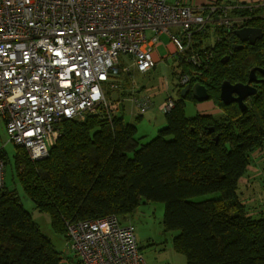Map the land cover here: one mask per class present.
Wrapping results in <instances>:
<instances>
[{
	"label": "trees",
	"instance_id": "obj_1",
	"mask_svg": "<svg viewBox=\"0 0 264 264\" xmlns=\"http://www.w3.org/2000/svg\"><path fill=\"white\" fill-rule=\"evenodd\" d=\"M216 5L232 6L228 16L248 19L226 29L218 27L222 13L215 11L192 46L198 51L203 42L210 49L207 69L192 79L197 69L179 60L174 75L186 73L190 86L205 85L219 117L186 116L178 96L165 114V126L144 143L119 112L111 119L86 115L62 121L55 145L39 160L15 146L13 171L34 207L49 215L54 232L65 235L67 222L125 218L142 203L161 202L163 231H176L171 245L185 264H264V211L250 215L240 198L251 153L264 147V84L243 110L219 97L223 80L245 83L252 68L264 67V3L251 9L229 0ZM245 25L262 29L253 44L234 34ZM209 29L215 40L205 43ZM236 44L242 46L234 49ZM186 97L197 102L190 92ZM211 193L219 196L195 200ZM60 256L16 191L0 187V264H60Z\"/></svg>",
	"mask_w": 264,
	"mask_h": 264
},
{
	"label": "built area",
	"instance_id": "obj_2",
	"mask_svg": "<svg viewBox=\"0 0 264 264\" xmlns=\"http://www.w3.org/2000/svg\"><path fill=\"white\" fill-rule=\"evenodd\" d=\"M257 3L263 2H237L242 9ZM231 7L183 0H0V119L8 141L39 160L49 155L64 120L111 119L123 99L143 115L153 101L137 95L131 79L162 61L156 57L159 36L167 34L177 59L197 69L195 79L207 69L211 51H194V36L212 23V14L220 10L217 25L226 29L248 19L228 16ZM126 77L131 85L123 89ZM175 78L181 89L191 76ZM174 107L170 95L158 104L164 114ZM5 163L0 145V187ZM65 237L78 264H146L133 225L115 215L67 222Z\"/></svg>",
	"mask_w": 264,
	"mask_h": 264
},
{
	"label": "rangeland",
	"instance_id": "obj_3",
	"mask_svg": "<svg viewBox=\"0 0 264 264\" xmlns=\"http://www.w3.org/2000/svg\"><path fill=\"white\" fill-rule=\"evenodd\" d=\"M194 0H183L186 3H193ZM259 1V0H257ZM256 1V2H257ZM264 2V0H262ZM172 3L173 0H167ZM148 33V31H147ZM208 36L205 43H212L215 40L213 30L207 31ZM203 36V35H202ZM160 43L157 47V52L162 61L150 71L140 74L134 73L131 80L133 84L140 88L137 95L148 94L153 106L143 115L138 114V109L134 107L130 100L123 99L120 103V114L126 122L132 123L136 127V136L141 143L152 139L157 131L165 126V114L158 109V104L167 95L172 96L174 100L180 96V89L176 85L175 71L179 70L176 54H170L168 57V50L166 45L169 43L167 34L159 36ZM204 46V43H201ZM180 63V62H179ZM181 69V67H180ZM122 84L123 89L129 87L130 77L124 78ZM165 80L168 81L169 89L165 91ZM125 96H128L126 93ZM207 101H210L208 99ZM203 101L195 102L190 98H183L182 109L186 116L192 117L199 113L197 106ZM219 117L218 115H216ZM4 121L0 119V145H4L6 153L4 182L9 190H15L23 207L30 213L33 221L40 227L41 232L48 237L53 243L54 247L60 252L64 258V262L60 264H78V259L66 246V237L64 234L56 233L50 226V218L47 213L38 211L33 202L23 192L16 173L13 171V153L16 144L13 141H8ZM243 186L241 187L240 198L246 205L247 211L250 215H256L264 211V147L255 150L251 153V162L248 167L246 175L241 178ZM218 193H211L195 197V200L216 198ZM164 211V204L161 202H146L140 204L130 216L123 218L119 217L121 224L130 223L134 227L135 236L137 239L139 251L145 259L146 264H185V256L173 250L171 240L176 235V231L164 232L161 224L162 215ZM69 261V262H68Z\"/></svg>",
	"mask_w": 264,
	"mask_h": 264
},
{
	"label": "water",
	"instance_id": "obj_4",
	"mask_svg": "<svg viewBox=\"0 0 264 264\" xmlns=\"http://www.w3.org/2000/svg\"><path fill=\"white\" fill-rule=\"evenodd\" d=\"M234 34L241 42H249L253 44L255 40L262 36L263 32L260 27H252V26H241L234 30ZM241 44L233 45V48H240ZM258 70L264 76V67L252 68L249 72L248 79L245 83L236 82L230 83L227 80H223L220 83L219 97L220 100L224 104L229 103H237L238 107L243 110L246 108L245 98L248 96H252L256 93V87L251 85V82L255 79V71ZM257 81L262 82L264 84V77L261 79H257ZM190 92L192 97L196 101H206L209 99V94L205 85L195 82L191 86L185 85L179 91V95L181 98H184L186 94ZM212 128H209V131H212ZM217 136L215 137V139Z\"/></svg>",
	"mask_w": 264,
	"mask_h": 264
},
{
	"label": "crops",
	"instance_id": "obj_5",
	"mask_svg": "<svg viewBox=\"0 0 264 264\" xmlns=\"http://www.w3.org/2000/svg\"><path fill=\"white\" fill-rule=\"evenodd\" d=\"M176 1V0H173V2ZM222 1H225V0H222ZM229 1H232V2H241V3H249V2H256V0H229ZM172 2V3H173ZM209 2H216V0H194L193 1V4H206V3H209ZM263 2V1H262ZM162 43H160L161 45ZM166 47H168V53L169 55L170 54H173V48L171 47V45L167 44ZM156 57L159 58V54L157 52L156 54ZM125 79L123 78V81ZM140 90V88H139ZM162 101V100H161ZM204 103H199V105L197 106V109L199 110V113L197 114H211V115H219L221 114V111L220 109H218L214 103L212 102V100L210 101H203ZM119 113V112H118ZM117 113V114H118ZM120 114V113H119ZM253 153V152H252Z\"/></svg>",
	"mask_w": 264,
	"mask_h": 264
},
{
	"label": "flooded vegetation",
	"instance_id": "obj_6",
	"mask_svg": "<svg viewBox=\"0 0 264 264\" xmlns=\"http://www.w3.org/2000/svg\"><path fill=\"white\" fill-rule=\"evenodd\" d=\"M264 3V2H263ZM262 3V4H263ZM245 26H247V25H245ZM245 42H247V41H245ZM258 73L257 72H255V79L251 82V85H254L255 87H256V89H258V87H260V85L262 84V82H259V81H257V79H261V78H263L264 76L261 74V75H257ZM257 91V90H256ZM250 96H248V97H246L245 98V103H246V100L249 98ZM234 103V102H233Z\"/></svg>",
	"mask_w": 264,
	"mask_h": 264
}]
</instances>
